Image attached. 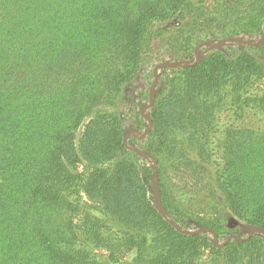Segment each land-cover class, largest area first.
<instances>
[{"label": "trees", "instance_id": "obj_1", "mask_svg": "<svg viewBox=\"0 0 264 264\" xmlns=\"http://www.w3.org/2000/svg\"><path fill=\"white\" fill-rule=\"evenodd\" d=\"M260 81L264 0H0V264H264Z\"/></svg>", "mask_w": 264, "mask_h": 264}, {"label": "rangeland", "instance_id": "obj_2", "mask_svg": "<svg viewBox=\"0 0 264 264\" xmlns=\"http://www.w3.org/2000/svg\"><path fill=\"white\" fill-rule=\"evenodd\" d=\"M231 43H240L243 44L244 42L242 40L239 39H235V40H222V41H214V42H202L200 44H198L193 51V57L191 58V60H189V62H196L198 61L204 54H206L207 52L211 51V50H226L227 47L231 44ZM188 62V63H189ZM184 65V64H181ZM164 65H157L155 67L152 68V73H153V77L151 78H141L138 82L134 83L133 86H131L130 88L126 89L125 92V98L127 100H131L132 98H134V96H136V91H138L142 86L148 84V82H151L150 88L148 90L147 94V99H145L143 101V104L139 105V110L141 113V117L147 122V125H149V107L151 104V100H152V95L154 92V87H155V83L157 81V78L160 74V70L161 68H163ZM264 87V83L263 81H260L259 83H256L254 85V91L255 92H260V90ZM234 123V124H244L246 126L252 127V128H257V129H263L264 128V114L255 111L253 109H247L246 110V114L243 117H235L231 112H224L223 115H221V119L220 122L218 124L219 128H217V130H219L220 128H222L226 123L230 124V123ZM146 131V129H145ZM145 131H143L142 135L145 133ZM219 136V131H217L216 135H215V139H213L212 144H211V148L214 152V154H216V138ZM145 158L149 161V163L154 166L153 160L150 156H145ZM154 184H157L156 181L154 180L151 188H150V192L152 195V202H153V192H152V186ZM82 198L83 195H82ZM194 198V196H193ZM197 197H195L194 199H192L191 203L192 205H196L197 204ZM87 202V206L90 207H95V204L91 201H86ZM227 215L225 216V224L228 226H232L234 228L237 229V231L239 232V234H241L242 236H249L253 233H259L261 235L264 236V232L261 231L260 229L254 227L253 225L244 222L243 220L237 218L234 215H231L229 212L226 213ZM189 231H202V229H194V230H189ZM212 239L214 242L217 243V240L215 238V236L213 234H211Z\"/></svg>", "mask_w": 264, "mask_h": 264}, {"label": "water", "instance_id": "obj_3", "mask_svg": "<svg viewBox=\"0 0 264 264\" xmlns=\"http://www.w3.org/2000/svg\"><path fill=\"white\" fill-rule=\"evenodd\" d=\"M152 192H153V204L156 207V209L169 221H171V219L169 218V216L167 215V213L165 212L164 208L161 205V201H160V197H159V192H158V187L157 184H154L152 186Z\"/></svg>", "mask_w": 264, "mask_h": 264}]
</instances>
